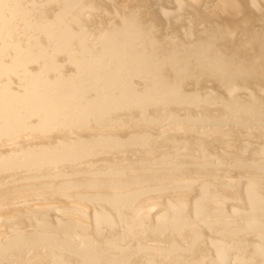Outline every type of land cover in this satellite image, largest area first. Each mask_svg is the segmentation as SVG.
<instances>
[{
  "label": "bare ground",
  "instance_id": "1",
  "mask_svg": "<svg viewBox=\"0 0 264 264\" xmlns=\"http://www.w3.org/2000/svg\"><path fill=\"white\" fill-rule=\"evenodd\" d=\"M0 264H264V0H0Z\"/></svg>",
  "mask_w": 264,
  "mask_h": 264
}]
</instances>
